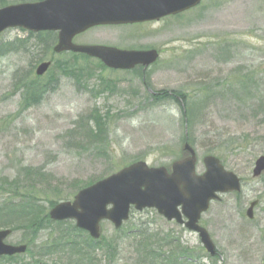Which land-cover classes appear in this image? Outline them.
Masks as SVG:
<instances>
[{
  "label": "rangeland",
  "instance_id": "374dc122",
  "mask_svg": "<svg viewBox=\"0 0 264 264\" xmlns=\"http://www.w3.org/2000/svg\"><path fill=\"white\" fill-rule=\"evenodd\" d=\"M26 36L9 30L1 35L0 46ZM75 42L155 49L160 58L143 74L103 70L99 61L68 54L48 55L41 58L52 66L37 78L40 52L33 48L34 39L30 53L0 57V207L10 206V194L17 200L14 208L27 203L39 221H46L53 204L73 201L81 189L124 167L136 162L171 167L181 157L187 133L181 107L164 97L177 92L200 102L188 126L198 175L205 172L202 159L212 154L243 180V192L222 196L202 218L218 260L207 255L195 233L147 209L133 211L121 230L102 223L100 244L82 243L86 235L73 222L46 221L48 227L33 236V228L20 229L18 223L7 244L33 238L19 262L74 264L80 248L101 264H144L139 249L154 243L166 264H264V177L252 179L255 161L264 156V0H205L180 16L139 26L97 27ZM65 64L69 73L64 74ZM34 84L47 87L42 97L33 91ZM159 94L163 98L155 101ZM240 144L243 148H236ZM255 200L260 203L250 221L246 210ZM10 226L0 221V230ZM149 253L146 264L162 263L153 249ZM13 262L18 264H8Z\"/></svg>",
  "mask_w": 264,
  "mask_h": 264
},
{
  "label": "water",
  "instance_id": "95a60500",
  "mask_svg": "<svg viewBox=\"0 0 264 264\" xmlns=\"http://www.w3.org/2000/svg\"><path fill=\"white\" fill-rule=\"evenodd\" d=\"M203 0H46L41 3L19 4L0 9V34L9 28L27 31H59L57 53L71 51L99 58L106 67L129 69L149 67L158 54L151 52L121 51L103 46L73 44L76 35L96 26H117L159 21L161 18L182 14L198 6ZM49 64H43L38 75L43 76ZM183 157L172 166L169 174L164 168L150 169L146 163H137L82 190L73 203H61L50 212L54 221L76 220L77 227L87 230L93 239H100V223L113 222L119 228L129 217L131 207L142 211L155 208L168 221L176 220L199 234L202 244L212 257L216 250L206 230L198 225L203 212L208 211L218 194L240 191V180L224 170L220 161L212 156L204 158L206 173L196 175L198 162L195 150L185 143ZM264 173V157L257 160L253 177ZM248 216L253 218V209ZM108 206L112 209H108ZM181 206L182 212H179ZM10 231H0V256L24 253L25 246L4 244Z\"/></svg>",
  "mask_w": 264,
  "mask_h": 264
},
{
  "label": "trees",
  "instance_id": "16d2710c",
  "mask_svg": "<svg viewBox=\"0 0 264 264\" xmlns=\"http://www.w3.org/2000/svg\"><path fill=\"white\" fill-rule=\"evenodd\" d=\"M35 1H41V0H31V2H35ZM8 4H11V2L9 0H0V8L6 7V6H8ZM46 37H47L46 39H43V37H41V35H32L31 34V38H33V39L35 38L37 40V42L39 43L40 48H42L39 51V52H41L42 56L46 55L47 53H52V50H53L52 45H53V43L56 40V37H54V35L52 36V34L51 35L48 34ZM30 39H27V40H24V41L21 40V41L10 42V43H7V44H2L0 46V57L10 55L12 52H17L20 48L29 51L31 49L30 48ZM39 57H40V55H37L35 57V59L39 60ZM33 62H35V61H33ZM61 69H62L64 74L65 73H69L66 64H65V66H62ZM31 76H33L32 73L31 74L29 73L27 75V77H31ZM240 83H242V85H244L245 87L247 86L246 82L242 81ZM251 84H253V83H251ZM103 85H104V83L102 84V86ZM33 86H34V90L33 91H35V90H37L39 88L40 91L42 92V94H44L45 93V89H47V87L43 88V87H41V86L39 87V86H37L35 84ZM158 97H162V95L159 94L156 98L155 97H153V98H155V101H161L160 100L161 98H158ZM164 97L167 98L169 101H173L174 103H176L177 105H179L181 107V109H182V118H184L186 126L187 127L190 126L191 122H192V119H193L192 111H193L194 108H196L197 104L200 103L199 101H196L197 97L195 99V98L189 96L187 93L182 94V93H179V92H177L175 94H168L166 96L164 94ZM35 98L36 97H34V99ZM37 102H39V99L37 100ZM183 111H184V113H183ZM263 123H264V121H263ZM188 137H189V135H188ZM231 140H233V139H231ZM233 142L235 144L236 141L233 140ZM236 148L242 149L243 148L242 144L237 145ZM213 152L215 154H218L219 156L222 155L221 154L222 153L221 150L219 151L218 149H214ZM27 185H28V183H27ZM26 188H27V186H26ZM15 190H16V188H15ZM7 197H9L8 199H9V201H11L10 206L9 207L6 206L7 205V203H6L3 207H0V213H5L6 212V214L0 218V221L8 223V224L11 225L10 227H7V228H10V229H12L14 231L15 228H16L15 225L19 223V224H21L20 225L21 226L20 229L28 230L32 226H36V224L40 225V223H42L41 220L39 221V219H41V218L37 214V211H34V209H32L31 207H28L27 203L25 205H23V206H21L22 205V203H21V205H19L16 208H14L15 206L13 205V201L16 202L17 200L14 199L13 196L10 197V194ZM2 201L5 202V199H3ZM22 223H26V224H22ZM30 239L32 240L33 238H30ZM30 239L28 241V245L29 246H30V243H31ZM141 244L142 243L138 244V248L137 249H139V246ZM103 245H105V244H103ZM153 246H154V244L152 243V244H149V246L143 248V250L139 249L141 252L138 253V254L143 258L144 264H146L148 262V259H149V256H150V253H149L150 248L153 249V250H156V249L153 248ZM86 247H89V246H86ZM111 247H112V245H110L108 248H111ZM76 250L78 251L79 254H77V253L74 254V257H76V258H78L80 260V262H78V264H83V263H81L82 260H85L86 262H88V264H94V262H93V260H94L93 259V254L90 251L82 252L83 250L80 249V248H77ZM110 250L111 249L106 250L108 252L106 254V256H108L109 261L111 260L110 262L112 263L113 253ZM155 259H156V261L159 260L157 257H155ZM9 261L11 262V261H13V259L9 258Z\"/></svg>",
  "mask_w": 264,
  "mask_h": 264
}]
</instances>
